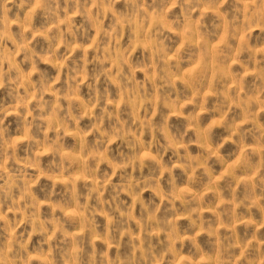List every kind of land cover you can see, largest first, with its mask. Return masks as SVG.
Here are the masks:
<instances>
[{"label":"rangeland","instance_id":"374dc122","mask_svg":"<svg viewBox=\"0 0 264 264\" xmlns=\"http://www.w3.org/2000/svg\"><path fill=\"white\" fill-rule=\"evenodd\" d=\"M0 264H264V0H0Z\"/></svg>","mask_w":264,"mask_h":264}]
</instances>
